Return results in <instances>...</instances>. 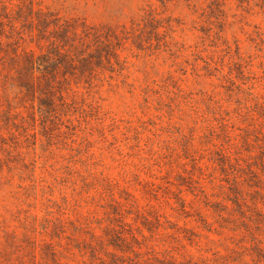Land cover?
<instances>
[{"label": "rangeland", "instance_id": "374dc122", "mask_svg": "<svg viewBox=\"0 0 264 264\" xmlns=\"http://www.w3.org/2000/svg\"><path fill=\"white\" fill-rule=\"evenodd\" d=\"M32 1L125 39L0 123V264H264V0Z\"/></svg>", "mask_w": 264, "mask_h": 264}, {"label": "trees", "instance_id": "16d2710c", "mask_svg": "<svg viewBox=\"0 0 264 264\" xmlns=\"http://www.w3.org/2000/svg\"><path fill=\"white\" fill-rule=\"evenodd\" d=\"M124 39L111 27L34 9L32 0H0V123L13 126L12 112L19 109L28 107L44 119L55 111L56 102L65 105L70 82L89 84L97 70L117 60ZM26 42H34L39 53L21 48ZM233 182L232 189L237 187Z\"/></svg>", "mask_w": 264, "mask_h": 264}]
</instances>
